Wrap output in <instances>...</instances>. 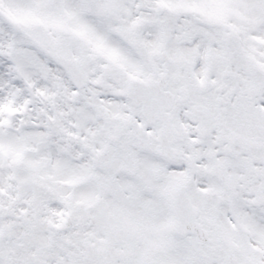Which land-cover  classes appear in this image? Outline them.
I'll return each instance as SVG.
<instances>
[{"label":"snow or ice","instance_id":"1","mask_svg":"<svg viewBox=\"0 0 264 264\" xmlns=\"http://www.w3.org/2000/svg\"><path fill=\"white\" fill-rule=\"evenodd\" d=\"M0 264H264V0H0Z\"/></svg>","mask_w":264,"mask_h":264}]
</instances>
